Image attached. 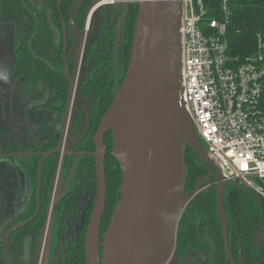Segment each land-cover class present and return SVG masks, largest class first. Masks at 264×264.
I'll return each mask as SVG.
<instances>
[{"label":"flooded vegetation","instance_id":"obj_1","mask_svg":"<svg viewBox=\"0 0 264 264\" xmlns=\"http://www.w3.org/2000/svg\"><path fill=\"white\" fill-rule=\"evenodd\" d=\"M76 1L0 0V264H9V261L10 264H41L42 250L52 225L51 255L48 264H52L53 260L54 264H57L59 258H65L66 252L81 239L80 237L84 238L85 244V235L98 198L94 156L97 149L95 135L103 117L98 123V128L94 130L93 121L99 103L92 95H84L83 88L86 80H93L97 69H100L106 61L113 66L111 84L113 83L114 87L117 84L122 85L126 67L121 64V58L128 44L126 22L131 8L137 1L124 0L122 5L109 4L107 8H102L98 15L101 17L103 26L91 44L89 41H92L93 32L88 37L87 33L93 31L95 12L98 7L92 6L93 0H80L76 26L79 31L85 29L83 49L90 48V50L87 52L84 65H79V72L83 68H88L89 61H92V65L91 71L84 76L81 87L85 102L82 106L83 115L71 105L68 127L62 135V123L67 111L70 89L65 66L69 65L73 77L76 64V58L72 53L75 32L71 33L70 25H68L72 7ZM42 19L47 25H43ZM34 21L37 27L33 35L30 33V28ZM41 25L45 27L42 30ZM44 30H49L53 34V45L49 47L41 43L39 52L35 53L36 58L64 74L68 87L66 100L59 99L51 86L47 85L43 79L37 81V91L27 94L26 78L19 73L20 49H23L26 42L29 46L33 44V37L39 35L41 39H44ZM113 35L118 38L116 43L112 38ZM65 37L68 39L67 43ZM104 37L108 38L107 43L102 41ZM113 46L116 48L115 55L112 52ZM107 52L108 59L100 61L99 55ZM90 114L89 130L77 139L83 126L88 125ZM72 117L73 126L70 128L69 121ZM108 136L112 137V133L104 134L106 155L103 165L106 180L108 168L112 169L109 165L112 164L111 158L114 156L112 152L114 139L112 137V144H110ZM18 143L31 145L29 152L14 153L13 145ZM15 154L26 155L19 157L26 160L29 158L27 164L17 163L15 157L18 155ZM44 154L50 156L43 163L40 173L39 166ZM213 175L215 176L214 171L211 178ZM107 193L108 180L106 195ZM107 199L108 195L105 209ZM262 211V223L259 224L257 231L253 232L252 246L264 250V205H262ZM58 213L62 215V219L59 224H56ZM105 214L101 222V249L103 236L111 221L110 219L108 225L104 227ZM34 216L36 217L28 224L16 229L7 238L9 231ZM240 239L242 242L243 239ZM198 242L181 249L176 239V264H190V256L194 254L190 246L195 248ZM212 248L215 253L216 248L213 243ZM53 249L56 255L51 260ZM197 254L198 252H195L194 256ZM262 259L264 261V258ZM238 260H235L237 264ZM212 261L214 262V254L209 264H212ZM244 264L248 263L244 261ZM260 264L264 263L260 262Z\"/></svg>","mask_w":264,"mask_h":264},{"label":"water","instance_id":"obj_2","mask_svg":"<svg viewBox=\"0 0 264 264\" xmlns=\"http://www.w3.org/2000/svg\"><path fill=\"white\" fill-rule=\"evenodd\" d=\"M123 1L93 0L92 6L97 5L98 8L95 12L93 31L87 33L88 37L93 32L92 41L89 43L95 41L103 26L99 11L107 8L109 4L122 5ZM136 1L139 11L124 81L116 92L109 110L100 121L95 135L98 198L85 235L86 264L177 263L176 233L179 220L191 199V194L186 191L188 147L193 149L201 163L208 169V175L201 177L197 182L195 195L203 189L202 182L210 179L213 171L215 173L218 217L222 222L224 248L228 262L237 264L230 247L232 235L229 233V222L223 205L224 189L229 182L223 180L218 164L203 148L181 98L180 26L183 0ZM80 3L81 1L77 0L73 5L68 24L71 33L75 32L72 53L76 58V64L73 77L69 65L65 66L70 89L67 111L62 123V135L68 127L71 105L83 115L82 106L85 102L81 87L84 76L91 71L92 65V61H89L88 68H83L79 72V65H84L87 52L90 50L83 49L85 29L79 31L76 26ZM66 48L67 45L64 53ZM90 120L91 114L88 125L83 126L77 139L89 130ZM72 123L73 117L69 121L70 128L73 126ZM106 132L112 133L114 139L112 152L122 170L123 183L120 200L103 236L101 249V222L106 210L107 197V180L103 165L106 155L104 138ZM61 143L63 144V141ZM49 156L43 155L39 166L40 173L43 163ZM35 217L9 231L7 238ZM52 226L42 250L41 264L49 262ZM238 247L240 250L238 264H244L241 239ZM213 254L214 252L212 257ZM8 263L10 264V261Z\"/></svg>","mask_w":264,"mask_h":264},{"label":"trees","instance_id":"obj_3","mask_svg":"<svg viewBox=\"0 0 264 264\" xmlns=\"http://www.w3.org/2000/svg\"><path fill=\"white\" fill-rule=\"evenodd\" d=\"M204 6L207 8L205 20L216 19L222 20L224 10L222 0H203ZM229 13L227 15V38L229 42L230 53L234 56L243 58L252 52L259 49V39L264 44V0H228ZM138 5L135 4L131 8L127 18L126 37L128 44L125 48V54L121 58V64L127 68V62L130 57V49L133 41V34L136 26L138 15ZM44 22V20L42 19ZM43 25H47L45 22ZM41 25V30L45 27ZM35 21L32 22L30 33L36 28ZM44 39L39 35L33 37V44H24L23 49H20V64L19 73L26 78L25 91L31 94L34 90H38L39 79L46 81V84L51 86L56 96L61 100L67 99L68 87L62 72L54 70L51 66L42 63L36 54L39 52L41 43L52 47L53 34L49 30H44ZM34 35V33H33ZM105 43L108 38L102 39ZM58 57V56H57ZM59 54V58H60ZM109 53H102L98 59L102 62L108 59ZM58 58V60H59ZM61 62V60H60ZM101 68L97 69L93 80H86L83 91L84 95H92L99 103L96 108L93 121V129L98 128V123L103 115L107 112L109 106L115 98V93L120 87V84L113 85L111 72L113 66L106 61ZM103 72V73H102ZM123 78H121L122 80ZM123 81V80H122ZM264 104V95H263ZM110 144L112 137L108 136ZM187 178L188 183L186 191L191 194V199L187 204L186 211L180 218V223L177 230V245L179 248H187L189 244H196L204 234H207L215 249L214 262L215 264H230L227 260L226 248H224V234H222V222L218 217V205L216 191V177L208 179L209 184L202 186L203 189L195 195L197 182L203 176L208 175L207 167L201 163L199 157L193 149L187 148ZM112 169L108 168V199L106 204V214L103 221L104 227L108 225L114 213V207L120 197V188L122 185V170L118 161L113 156L111 158ZM115 166V168H113ZM264 186V180H259ZM223 205L225 206L226 217L229 222V233L232 235V248L235 260L239 259L240 250L238 247L239 239L242 238V246L244 247V261L248 264L264 263V250L262 248L252 246L253 232L262 223L261 215L264 199L257 193L237 182H229L224 189ZM77 241L66 253V257L58 259L57 264H86V252L84 238Z\"/></svg>","mask_w":264,"mask_h":264},{"label":"built area","instance_id":"obj_4","mask_svg":"<svg viewBox=\"0 0 264 264\" xmlns=\"http://www.w3.org/2000/svg\"><path fill=\"white\" fill-rule=\"evenodd\" d=\"M222 6V20H205L203 0H183L181 98L223 180L264 199V44L243 58L231 54L228 0Z\"/></svg>","mask_w":264,"mask_h":264},{"label":"rangeland","instance_id":"obj_5","mask_svg":"<svg viewBox=\"0 0 264 264\" xmlns=\"http://www.w3.org/2000/svg\"><path fill=\"white\" fill-rule=\"evenodd\" d=\"M114 42L116 43L118 38H116V35L112 36ZM115 46L112 47V52L113 55H115ZM120 88V87H119ZM59 125V123H58ZM60 126V125H59ZM204 149H206V146L203 144ZM31 145L29 144H14L13 145V151L14 153H25L27 154V152H29L28 150H30ZM29 159V158H28ZM28 159L26 160V158L23 157H15V160L17 163H25L27 164ZM209 184V180H204L202 182V186ZM62 219V215L60 213L57 214L56 216V224H59L61 222ZM190 249L194 252V254L192 256H190V260L189 263L190 264H209L211 261V257H212V253H213V248H212V243L208 237L207 234H204V237H202L199 242L198 245L194 247L190 246ZM200 251V252H199ZM195 252H198V254L196 256ZM56 253H55V249L52 250V256H51V260L55 257Z\"/></svg>","mask_w":264,"mask_h":264}]
</instances>
